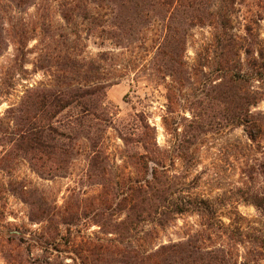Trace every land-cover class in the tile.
I'll list each match as a JSON object with an SVG mask.
<instances>
[{"label": "trees", "instance_id": "16d2710c", "mask_svg": "<svg viewBox=\"0 0 264 264\" xmlns=\"http://www.w3.org/2000/svg\"><path fill=\"white\" fill-rule=\"evenodd\" d=\"M11 1L16 8L32 2ZM241 10L237 0L59 3L63 22L77 26L79 43L89 38L109 40L114 50L82 57L60 70L63 80L58 89L28 90L30 95L19 104L12 151L27 157L36 171L47 168L53 176L68 165L74 155L72 140L81 136L88 146L86 176L95 179L101 190L110 189V204L102 191L92 218L104 237H86L80 246L68 241L65 249L70 250L62 251L58 234L51 230L58 232L59 226H65L70 234V227L77 225L85 211L35 213L32 209L31 221L44 225L41 238L51 246L36 258L6 255V264H264L263 222L244 224L237 213L239 222L225 224L220 215L224 204L195 194L188 181V171L197 162L189 140L225 128H240L245 137L240 143L243 173L248 178L264 177V110H257L264 102V47L249 41L256 22L248 16L242 18L246 39L233 32ZM205 27L212 29L211 37L189 64L188 37L195 28ZM241 40L248 43L238 46ZM227 47L237 60L223 58ZM126 78L133 92L141 84L162 86L166 145L157 142L156 128L143 111L117 120L116 110L107 104V88ZM68 110L75 113L58 130L53 120ZM108 129L122 143L121 165L107 152ZM71 130L78 134L72 136ZM176 160L183 163L180 171ZM197 178L190 182L196 183ZM258 196L251 204L264 218V194ZM104 209H110L107 218ZM183 215L197 216L198 228L176 241L148 243Z\"/></svg>", "mask_w": 264, "mask_h": 264}, {"label": "rangeland", "instance_id": "374dc122", "mask_svg": "<svg viewBox=\"0 0 264 264\" xmlns=\"http://www.w3.org/2000/svg\"><path fill=\"white\" fill-rule=\"evenodd\" d=\"M61 1L32 0L16 8L11 0H0V264H6L3 259L6 255L20 253L26 258H36L44 254L45 249L49 250L51 245H46L41 238L44 225L30 219L32 209L35 213H38L35 210L43 209H59L62 213L77 209L85 211V216L80 218L77 225L70 227V234L65 231V226H59L58 232L51 230L52 234H58L56 238L62 251L70 250L65 249L68 241L80 246L86 237H104L92 218H95L96 207H100L96 197L102 191H106L102 195L110 204V189L101 190L95 179L86 176L88 146L81 136L72 140L74 155L68 165L59 173L54 172L56 175L53 176L49 175L51 171L47 168L36 171L27 157L12 151V140L18 130L19 104L30 95L28 90L42 87L58 89L63 80L60 70L67 66L70 68L73 61L82 57L93 58L98 52L114 50L109 40L89 38L83 40V44L79 43L76 24H66L59 15ZM237 2L242 10L234 19L233 32L244 36L242 18L248 16L256 22L249 41L264 47V0ZM211 33L212 29L208 27L191 31L186 52L189 64L196 61V54ZM247 43L248 40H241L238 46ZM222 56L237 60L236 56L233 57V50L228 47ZM143 86L139 85V89L135 88L136 92H133V86L126 78L107 88L106 102L116 110L117 120H126L134 112L143 111L148 122L156 128L157 142L166 145L169 136L161 121L166 105L164 91L162 86ZM257 110H264V102L258 105ZM74 113L68 110L56 115L53 121L58 130L59 124ZM183 115L188 116V113ZM68 133L72 136L78 134L74 130ZM244 142L240 128L211 131L189 140L188 145L194 151L197 162L194 165V161L188 163L193 165L188 171V181L195 194L224 204L220 215L225 224L239 222L237 213L245 219L244 224L250 220L253 221L252 225L258 221L264 224V218H260L259 212L251 204L255 195L259 194L260 198L264 194V177L254 175L248 178L243 173L245 160L240 153V143ZM105 145L112 161L121 165L123 146L112 129L105 133ZM182 165L180 160L175 161L177 171L181 170ZM195 176L198 177L196 183H191ZM109 211L103 210L104 217H108ZM199 223L200 219L195 215L180 216L165 229L159 230L158 236L148 243L176 241L198 228ZM49 252L56 254L52 250Z\"/></svg>", "mask_w": 264, "mask_h": 264}]
</instances>
